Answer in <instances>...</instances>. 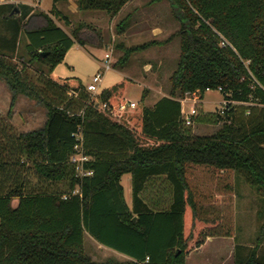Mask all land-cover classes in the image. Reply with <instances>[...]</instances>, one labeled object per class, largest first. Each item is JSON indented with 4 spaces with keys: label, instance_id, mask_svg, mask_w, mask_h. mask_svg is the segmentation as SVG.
<instances>
[{
    "label": "trees",
    "instance_id": "trees-1",
    "mask_svg": "<svg viewBox=\"0 0 264 264\" xmlns=\"http://www.w3.org/2000/svg\"><path fill=\"white\" fill-rule=\"evenodd\" d=\"M127 1L76 0L80 9L112 14ZM169 1L180 20L169 93L148 105L144 87L136 104L125 108L119 104L129 76L96 95L79 75L53 71L74 42L101 43L100 32L84 29L90 22L80 20L69 32L54 17L69 22L55 2L44 10L27 1H0V78L11 90L9 111L19 94L46 107L42 125L19 131L2 126L0 264H141L146 255L151 262L185 264L207 235L234 233L233 171L264 193V0ZM23 34L25 52L18 56ZM222 36L231 43L223 44ZM150 42L118 41L123 53L115 65H125L132 50ZM218 85L225 97L248 103H229L224 112L201 107L193 118L222 122L212 132L193 131L181 96L195 90L203 96L206 86ZM78 131L91 173L77 172L69 159ZM202 165L214 180L209 188L194 173ZM30 167L42 185L24 176ZM124 172L131 173L132 204ZM160 173L170 180L172 199L154 208L142 191ZM60 180L66 188L54 185ZM263 228L264 221L253 243L235 242V264H264ZM86 230L128 256L93 258L84 248Z\"/></svg>",
    "mask_w": 264,
    "mask_h": 264
},
{
    "label": "rangeland",
    "instance_id": "rangeland-1",
    "mask_svg": "<svg viewBox=\"0 0 264 264\" xmlns=\"http://www.w3.org/2000/svg\"><path fill=\"white\" fill-rule=\"evenodd\" d=\"M11 1L17 2L20 0ZM21 1H27L44 10H50L55 2L62 12L67 14L69 22L65 21V18L61 15H54V17L69 32L72 31L78 21L84 20L91 23L90 26H85L84 29L91 31L92 26L101 34V43L87 42L83 45L77 41L74 42L68 48L64 58L56 64L55 73L60 75L77 74L87 83L102 66L107 50L111 51L113 62L123 53V48L116 45L118 41H123L127 46L152 41L144 47L132 50L125 65L116 64L114 66L115 63H113V66L104 69L99 86L104 87L127 73L132 79L128 81L125 96L130 99H140L144 87L151 95L146 103H150L153 98L160 94L169 93L171 85L169 76L176 66L180 53V34L178 32L180 20L175 15L174 7L169 0H128L114 14L105 9H80L76 0H74L75 3L72 0ZM128 13L126 27L118 31L119 21L126 17ZM25 40L26 35L23 34L19 43L18 56L25 52ZM120 67H125L126 70ZM3 87L4 84L0 80V104L3 99L5 100ZM8 89L10 90L9 87ZM97 92L93 93L97 95ZM21 96L25 100H32L21 94H19L18 99ZM181 98L184 99L183 105L185 108L192 100H196L199 109L202 107L204 110L211 111L219 110L222 102V95L216 89L206 90L203 98L194 92H186ZM33 101H37L36 103L39 106L34 109L31 117L26 116V108L11 107L9 111V106L0 107V136L2 135V126H6L7 131H19L42 125L46 117L45 106L41 104L43 102L40 100L33 98ZM190 124L192 128L198 126V130L202 132H210L217 126L215 121H199L195 118L192 119ZM127 175L129 173H125L123 176L124 180H126ZM24 176L28 177L32 183L42 185V181H39L32 167L25 170ZM54 185L58 188H66L68 184L65 180H60L55 182ZM234 191L235 230L233 236H215L212 241L190 254L187 260L188 264H214L221 260L224 264H233L231 241H241L249 244L255 241L264 221V214L259 213V210H264V193L260 192L257 185L248 182L244 175L237 171H235ZM92 237V234L86 230L84 248L93 258L102 260L108 256L127 257L126 253L109 245L99 244ZM262 247H264V228L262 231Z\"/></svg>",
    "mask_w": 264,
    "mask_h": 264
},
{
    "label": "crops",
    "instance_id": "crops-1",
    "mask_svg": "<svg viewBox=\"0 0 264 264\" xmlns=\"http://www.w3.org/2000/svg\"><path fill=\"white\" fill-rule=\"evenodd\" d=\"M72 1L75 3L74 0H72ZM87 10H89V9H87ZM58 23L61 24L60 22H58ZM61 25L63 26V24H61ZM114 66H116V65L114 64ZM120 68L125 69V67H120ZM53 71H54V69H53ZM36 72L38 73L39 72V69H37ZM125 75H128V74L126 73ZM128 76H130V75H128ZM130 79H132V78H130ZM0 80L4 84L3 93L5 95V100L4 99L2 100L3 102L0 104V107H3V106L4 107H8L9 106L10 107L11 90L8 89V85H7V83L3 79L0 78ZM149 93L150 92H148V90H146V95H145V98H144V102L145 103L148 102V100H149V98L151 96ZM165 94H168V93L160 94L156 98H153V100H151L150 103H146V104L152 105L159 97H161L162 95H165ZM21 95H25V94H21ZM221 95H222V93H221ZM203 96H202V98H203ZM29 98H31V97H29ZM125 98L130 99V98L126 97V96H125ZM31 99L32 100H30V99L29 100H25L21 96L19 99L17 98V100L15 101V103L13 104L12 107H14V108L15 107L26 108L27 109V110H25V112H26L25 114H27L26 116L27 117H31V115L34 112V109H36V107L39 106V104L37 105V103H36L37 101H33V98H31ZM137 100H139V99H137ZM41 104H43V103H41ZM45 109H46V107H45ZM45 112H46V110H45ZM45 119H46V117H45ZM199 121H201V120H199ZM221 122H222V120L216 122V125H217L216 128L220 126ZM198 129H199L198 126L193 127V130L195 132L208 133V132H202V131H200ZM214 130H212V131H214ZM212 131H210V132H212ZM125 173H129V175H127V177H126V180L123 179V176L125 175ZM194 173L198 177V179L201 180L208 188L214 182V180L212 179V177H210L211 174L209 173V171L206 169V167L204 165H202V166H196ZM121 182L124 185V192H125V196H126L127 202L129 204H132V181H131V173L130 172H124L122 174V176H121ZM234 184H235V171H233V177H232V188H233V216H234V205H235ZM142 194H143L144 198L148 201V203L151 206H153L154 208L166 207V206H168L170 204L171 199H172L170 180L166 177V174L165 173L155 174V175H153V176L150 177L147 185L145 186V188L142 191ZM213 202L216 205H219L220 204V201H219L218 198H216V200H213ZM217 235H222V236H227V237H230V236L232 237L233 236V234H209V235H207L206 240L201 245H199V246H197L195 248H192L187 253L186 259H185V264H188V261H187L188 260V257L190 256V254L194 250H197V249L202 248L205 244H207L208 242L212 241L215 238V236H217ZM92 238L94 240H96V242H98L99 244H103L100 241H98L94 236ZM232 240H234V239H232ZM235 242L231 241L233 264H235V262H234V245H235ZM219 263L224 264L222 260Z\"/></svg>",
    "mask_w": 264,
    "mask_h": 264
},
{
    "label": "built area",
    "instance_id": "built-area-1",
    "mask_svg": "<svg viewBox=\"0 0 264 264\" xmlns=\"http://www.w3.org/2000/svg\"><path fill=\"white\" fill-rule=\"evenodd\" d=\"M0 1H7V0H0ZM222 37L223 38L221 39V42L223 44L231 43L226 37L224 36ZM111 66H113V57L111 55V51L107 50L104 55L102 66L93 74L92 79H90V81L86 83V87L92 92L98 91L100 89L99 84L102 79L104 69L110 68ZM208 89H216L221 92L222 86L221 85H218L217 87L206 86L205 91ZM192 92L198 93L199 97L202 98L201 93L199 91L195 90ZM221 101L222 102L220 103L221 105L219 107L220 112H224L225 109L230 106L229 103H239V102L248 103L247 100L229 98V97H225L223 94H222ZM181 103H182L181 111L184 117V121L186 123H191L193 116L199 111V107L197 106L196 100H192L187 108H185V106L183 105L184 104L183 98H181ZM135 104H136V100L125 98L124 100L120 102L119 106L121 108H125L127 106H134ZM103 105H106V102H104ZM248 111H249V108H247L246 112ZM76 135H77L78 141L75 143V150L70 154L69 159L70 161L74 163L77 172L81 174L91 173L93 171L92 168L84 167V160L89 158V155L84 151V145L82 141L83 139L82 132L78 131ZM76 190H78V188L74 189V191ZM64 195L66 196L67 194L64 193ZM141 264H166V263L151 262L149 260V255H146V257L141 260Z\"/></svg>",
    "mask_w": 264,
    "mask_h": 264
},
{
    "label": "water",
    "instance_id": "water-1",
    "mask_svg": "<svg viewBox=\"0 0 264 264\" xmlns=\"http://www.w3.org/2000/svg\"><path fill=\"white\" fill-rule=\"evenodd\" d=\"M44 52V51H43ZM134 217H135V215H134Z\"/></svg>",
    "mask_w": 264,
    "mask_h": 264
}]
</instances>
